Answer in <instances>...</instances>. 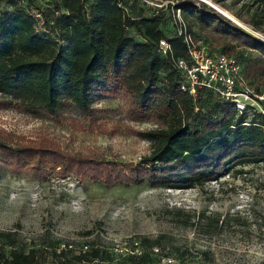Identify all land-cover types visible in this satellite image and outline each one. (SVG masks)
<instances>
[{"label": "trees", "instance_id": "16d2710c", "mask_svg": "<svg viewBox=\"0 0 264 264\" xmlns=\"http://www.w3.org/2000/svg\"><path fill=\"white\" fill-rule=\"evenodd\" d=\"M251 1L252 15L259 18L252 26L261 30L264 0ZM9 3L11 10L0 13V109L14 108L53 123L67 121L75 112L92 125L99 112L94 100L122 95L129 99L130 121L143 123L154 116L163 126L135 132L150 145L149 155L137 164L65 152L48 141L17 148L0 141V157L8 169L38 177L101 181L108 188L149 184L188 190L239 167L264 163L263 114L249 104L239 110L211 89L197 87L194 94L182 89L185 82L176 61L190 63L189 49L176 31H168L172 10L140 6L139 0ZM174 8L187 21L191 42L195 27L217 33L216 52L235 58L253 93L264 94V40L207 12L203 3L182 0ZM35 12L42 15L41 28ZM161 41L169 45L165 54L159 50ZM250 112L253 117L246 122ZM176 213L184 216L182 210ZM200 219L210 220L203 214ZM11 236L0 233V264H143L146 258V252L115 257L94 244L77 253L52 244L24 250L15 247ZM49 256L53 262L46 261Z\"/></svg>", "mask_w": 264, "mask_h": 264}, {"label": "rangeland", "instance_id": "374dc122", "mask_svg": "<svg viewBox=\"0 0 264 264\" xmlns=\"http://www.w3.org/2000/svg\"><path fill=\"white\" fill-rule=\"evenodd\" d=\"M139 1L140 6L167 12L182 0ZM190 1L203 3L207 12L226 11L238 21L220 14L231 25L264 40V26L261 30L252 26L259 18L252 15L251 0ZM10 10L9 0H0V13ZM167 27L173 34L171 12ZM193 34L199 52L220 48L217 33L195 27ZM93 104L99 112L92 125L75 112L69 120L53 123L14 108L0 109V141L15 148L48 141L65 152L124 164H137L149 155V143L135 132L162 127L156 117L130 121L129 99L122 95L96 98ZM260 105L264 110V101ZM3 162L0 157V233L12 234L19 249L52 244L77 253L94 244L111 252L137 241L146 252L143 264H163L150 254L153 246L171 255L176 264H264V163L239 167L201 188L171 190L149 184L108 188L101 181L73 176L38 177L13 172ZM176 210L184 211V216ZM202 214L210 220L200 219ZM46 261L53 262L51 256Z\"/></svg>", "mask_w": 264, "mask_h": 264}, {"label": "built area", "instance_id": "2783aa9c", "mask_svg": "<svg viewBox=\"0 0 264 264\" xmlns=\"http://www.w3.org/2000/svg\"><path fill=\"white\" fill-rule=\"evenodd\" d=\"M37 28H41L43 18L39 12L33 13ZM172 18L177 36L184 39L189 49V62L186 60L176 61V67L184 78L183 90H188L194 94L195 89L207 88L215 91L221 99L232 100L239 110H243L246 105L255 107L264 115L261 102L264 101L262 95H257L246 85L241 75V66L233 57L220 54L218 52H199L192 46L188 34L187 25L179 9L172 10ZM159 50L165 54L169 50V45L165 41L159 43ZM140 160V158H139ZM86 249V247H85ZM111 253L127 258L130 256H140L143 254L139 242L134 241L130 246L121 248L115 247ZM151 253L161 260L163 264H176L175 259L155 246L151 248Z\"/></svg>", "mask_w": 264, "mask_h": 264}, {"label": "bare ground", "instance_id": "6f19581e", "mask_svg": "<svg viewBox=\"0 0 264 264\" xmlns=\"http://www.w3.org/2000/svg\"><path fill=\"white\" fill-rule=\"evenodd\" d=\"M220 12H222L224 15H226L227 17L231 18L232 20H234L235 22L238 23V21L236 19H234L232 16H230L226 11L222 10V9H218Z\"/></svg>", "mask_w": 264, "mask_h": 264}, {"label": "water", "instance_id": "95a60500", "mask_svg": "<svg viewBox=\"0 0 264 264\" xmlns=\"http://www.w3.org/2000/svg\"><path fill=\"white\" fill-rule=\"evenodd\" d=\"M221 15L227 17L226 15H224L222 12H219ZM227 19H229L230 21L234 22L231 18L227 17Z\"/></svg>", "mask_w": 264, "mask_h": 264}]
</instances>
